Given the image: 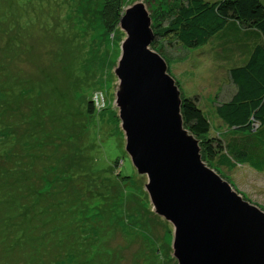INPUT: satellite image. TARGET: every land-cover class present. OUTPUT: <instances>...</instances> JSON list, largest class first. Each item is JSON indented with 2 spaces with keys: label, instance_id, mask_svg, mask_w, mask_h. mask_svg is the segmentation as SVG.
Segmentation results:
<instances>
[{
  "label": "rangeland",
  "instance_id": "1",
  "mask_svg": "<svg viewBox=\"0 0 264 264\" xmlns=\"http://www.w3.org/2000/svg\"><path fill=\"white\" fill-rule=\"evenodd\" d=\"M141 2L155 26L172 0H123L122 15ZM104 3L0 0V264H178L174 228L126 151L115 105L126 35L105 26ZM215 53L170 49L168 68L225 140L216 107L234 96L229 69L242 58ZM214 170L264 211V172Z\"/></svg>",
  "mask_w": 264,
  "mask_h": 264
},
{
  "label": "water",
  "instance_id": "2",
  "mask_svg": "<svg viewBox=\"0 0 264 264\" xmlns=\"http://www.w3.org/2000/svg\"><path fill=\"white\" fill-rule=\"evenodd\" d=\"M126 39L115 69V105L126 151L155 213L174 228L178 264H264V211L245 200L203 160L184 126L182 92L152 49L153 20L143 2L119 21Z\"/></svg>",
  "mask_w": 264,
  "mask_h": 264
},
{
  "label": "trees",
  "instance_id": "3",
  "mask_svg": "<svg viewBox=\"0 0 264 264\" xmlns=\"http://www.w3.org/2000/svg\"><path fill=\"white\" fill-rule=\"evenodd\" d=\"M122 3L123 0H105V26L118 27L123 12ZM77 14L80 27L93 26L83 18L82 11ZM157 18L159 20L153 28L160 39L153 41L152 49L167 64L171 61L168 57L170 49L192 52L193 49L212 46L220 62L227 63L233 57L242 58L239 65L235 64L229 69L230 81L236 89L234 96L216 107L217 118L231 130L230 137L225 140L211 138L212 127L208 115L196 99L183 94L182 116L185 128L200 140L203 160L209 167L234 170L239 165H248L257 172H264L262 1L172 0ZM160 20L165 22L164 26ZM221 52L222 56L219 55ZM88 113L95 114L92 101L88 105Z\"/></svg>",
  "mask_w": 264,
  "mask_h": 264
}]
</instances>
